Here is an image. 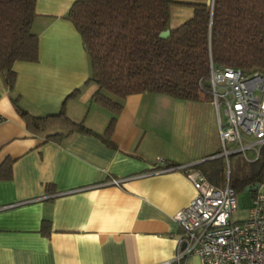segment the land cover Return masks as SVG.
<instances>
[{
    "label": "crops",
    "instance_id": "0c3cea01",
    "mask_svg": "<svg viewBox=\"0 0 264 264\" xmlns=\"http://www.w3.org/2000/svg\"><path fill=\"white\" fill-rule=\"evenodd\" d=\"M73 1L36 0L38 59L14 63L13 91L0 76V165L11 162L10 177L0 179V205L8 206L0 211V264H202L196 255L176 258L181 231L174 214L196 194L186 172L144 174L158 158L203 174L198 165L219 151L209 98L135 93L122 101L110 144L81 132L46 138L81 120L101 134L112 115L91 101L97 86L88 80L90 58L65 17ZM192 13L171 4L168 29ZM29 115L42 116L46 129L32 126ZM137 174L119 186L101 185ZM44 220L48 234L40 232Z\"/></svg>",
    "mask_w": 264,
    "mask_h": 264
},
{
    "label": "trees",
    "instance_id": "16d2710c",
    "mask_svg": "<svg viewBox=\"0 0 264 264\" xmlns=\"http://www.w3.org/2000/svg\"><path fill=\"white\" fill-rule=\"evenodd\" d=\"M174 3L191 6L193 13L161 38ZM35 4L36 0H0V76L10 91L16 77L14 63L38 59V38L31 29ZM65 17L80 34L90 58L88 80L97 86L91 101L112 115L101 134L81 120L65 133L47 134V139L81 132L110 144L126 96L150 92L196 101L199 84L207 85L210 61L217 67L264 73V0H74ZM74 95L75 91L69 96ZM12 100L17 107V96ZM28 119L37 130L46 129L42 116ZM209 161L198 167L204 165L200 170L207 180L223 187V159ZM247 163L239 171L230 170L229 185L238 194L259 184L248 191L253 197L264 186V146L257 159ZM10 173L11 162L6 160L0 165V179ZM49 231V221L44 220L40 232Z\"/></svg>",
    "mask_w": 264,
    "mask_h": 264
},
{
    "label": "built area",
    "instance_id": "2783aa9c",
    "mask_svg": "<svg viewBox=\"0 0 264 264\" xmlns=\"http://www.w3.org/2000/svg\"><path fill=\"white\" fill-rule=\"evenodd\" d=\"M199 93L216 110L219 151L212 158L224 161V186L213 185L191 165H169L161 158L144 175L183 169L196 190L188 204L174 214L181 231L176 258L196 255L202 264H264V190L251 197L246 217L234 221L232 214L238 206L229 185L230 157L241 155L252 162L264 146V73H244L210 61L207 85L200 83ZM3 120L0 114V122ZM140 175L111 177L101 185L119 186ZM7 207L0 205V211Z\"/></svg>",
    "mask_w": 264,
    "mask_h": 264
},
{
    "label": "rangeland",
    "instance_id": "374dc122",
    "mask_svg": "<svg viewBox=\"0 0 264 264\" xmlns=\"http://www.w3.org/2000/svg\"><path fill=\"white\" fill-rule=\"evenodd\" d=\"M221 115V120L224 121V115L221 111L220 113ZM229 163H230V170L231 173H234L235 171H239L242 168H246L247 167V161L244 160V158L241 155H233L230 157L229 159ZM245 192H240L238 194H236V199H237V209L235 210V212H233L232 214V220L234 221H240L242 219H244L247 215V199H243L244 201H241V198L245 196Z\"/></svg>",
    "mask_w": 264,
    "mask_h": 264
},
{
    "label": "water",
    "instance_id": "95a60500",
    "mask_svg": "<svg viewBox=\"0 0 264 264\" xmlns=\"http://www.w3.org/2000/svg\"><path fill=\"white\" fill-rule=\"evenodd\" d=\"M169 33H170V29L167 28L164 31L160 32L159 36L161 38H165V37H167L169 35ZM258 187H259V184H255L254 187L248 186V187L245 188V191L254 190V189H257Z\"/></svg>",
    "mask_w": 264,
    "mask_h": 264
}]
</instances>
